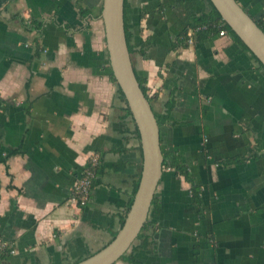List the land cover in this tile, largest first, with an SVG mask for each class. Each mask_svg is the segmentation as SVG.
Instances as JSON below:
<instances>
[{
	"label": "crops",
	"instance_id": "crops-1",
	"mask_svg": "<svg viewBox=\"0 0 264 264\" xmlns=\"http://www.w3.org/2000/svg\"><path fill=\"white\" fill-rule=\"evenodd\" d=\"M236 1L264 21V0ZM103 2L0 0V264H77L129 212L140 140L111 80ZM210 10L206 0H126L162 152L191 183L164 169L147 221L153 247L137 240L116 264H264V70L229 34L192 30L188 44ZM93 155L91 198L76 207Z\"/></svg>",
	"mask_w": 264,
	"mask_h": 264
},
{
	"label": "water",
	"instance_id": "water-1",
	"mask_svg": "<svg viewBox=\"0 0 264 264\" xmlns=\"http://www.w3.org/2000/svg\"><path fill=\"white\" fill-rule=\"evenodd\" d=\"M222 20L264 67V31L236 0H210ZM102 20L105 27L110 68L124 95L142 152L139 186L122 229L98 253L77 264H116L132 248L148 221L157 187L163 175L164 156L160 127L137 79L125 31V0H104Z\"/></svg>",
	"mask_w": 264,
	"mask_h": 264
},
{
	"label": "trees",
	"instance_id": "trees-1",
	"mask_svg": "<svg viewBox=\"0 0 264 264\" xmlns=\"http://www.w3.org/2000/svg\"><path fill=\"white\" fill-rule=\"evenodd\" d=\"M206 1L209 3L211 10H210V12H208L206 14H203L200 17H198L194 21L193 25L192 24L190 25V29H188L186 34H185V36L187 38V42H188V34L192 30L197 31L200 28V30L195 33V36L197 37L198 40H203L205 38L213 36L216 33L218 34L221 30H225L227 32V34H229L231 37L234 38L235 42L238 45L243 47L244 50H246L248 53L251 54L252 58L260 65L261 69L264 70V67L260 64V62L256 59V57L251 53V51L244 45V43L233 33V31L222 20L219 12L213 7V5L210 2V0H206ZM255 22L264 31V21L263 20H258V21H255ZM217 24H221L222 28H220V29L214 28V26L217 25ZM125 31H126L127 44H128V48H129L130 55H131L132 53H131V49H130V46H129V34H128V28H127V23H126V0H125ZM194 39H195V37H194ZM137 79L139 81L140 87H141L145 97L151 103L156 98V95H152L149 92V89L147 88L146 82L143 79L139 78L138 76H137ZM111 80L117 85V82H116L113 74H111ZM117 87H118V85H117ZM118 93H119L120 99L126 105L125 111L127 112V115L129 117H131L133 124H135L134 120L132 118V114H131L129 108L127 107L126 99H125L124 95L122 94L121 90L119 89V87H118ZM171 108H172L171 105L168 106V110H167V113H166V120H169V115H170ZM156 119L158 121V124L160 125L161 124V118L156 116ZM135 135L139 139V133H138L137 129L135 130ZM139 149H140L141 160H142L141 146H139ZM163 156H164V154H163ZM98 166L99 165H97L95 168H93L94 172L97 171ZM167 168L174 169L178 174L185 176L186 180L191 183L188 171L184 167L181 166L178 157H176V156L164 157L163 169H167ZM85 169L86 170L92 169L91 161H89L87 163ZM141 173H142V162L140 164V169H139V173H138V182H137L136 187L134 189V194H133V197H132V202L130 204V207H131V205L133 203V199L135 197V194H136L138 186H139ZM195 193H196V191H195ZM130 207H129V210H130ZM125 220H126V218H125ZM125 220H124V222H125ZM147 226L148 225L146 223L144 228H143V230L141 231V233H140V235L138 237V241L142 242V246H144L145 248L153 247V245H154L152 240L145 242V237L147 236ZM143 243H144V245H143ZM6 254H7L6 253V249L0 251V256L4 257V255H6ZM124 257L125 256H123L122 259Z\"/></svg>",
	"mask_w": 264,
	"mask_h": 264
},
{
	"label": "built area",
	"instance_id": "built-area-1",
	"mask_svg": "<svg viewBox=\"0 0 264 264\" xmlns=\"http://www.w3.org/2000/svg\"><path fill=\"white\" fill-rule=\"evenodd\" d=\"M216 29L222 28L221 24H217L214 26ZM200 28L197 31L193 30V33L195 34L198 32ZM192 31L188 35V44L192 45L194 44V34ZM227 35V32L225 30H221L219 32L220 37H225ZM92 169L84 170L80 173L78 176V179L72 189V194L69 199V202L76 206V207H85L91 198L92 190L94 187V182L96 179V172H94V169L97 165H99V157L97 155H93L90 158ZM4 244H0V251L4 250L6 247H4Z\"/></svg>",
	"mask_w": 264,
	"mask_h": 264
}]
</instances>
